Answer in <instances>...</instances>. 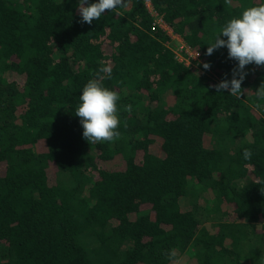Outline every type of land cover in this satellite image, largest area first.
I'll return each mask as SVG.
<instances>
[{"label": "trees", "instance_id": "trees-1", "mask_svg": "<svg viewBox=\"0 0 264 264\" xmlns=\"http://www.w3.org/2000/svg\"><path fill=\"white\" fill-rule=\"evenodd\" d=\"M150 2L198 68L144 0L91 24L76 0H0V264H264V64L235 99L211 87L235 61L204 54L259 0ZM91 78L119 96L113 142L88 144L72 114Z\"/></svg>", "mask_w": 264, "mask_h": 264}, {"label": "clouds", "instance_id": "clouds-1", "mask_svg": "<svg viewBox=\"0 0 264 264\" xmlns=\"http://www.w3.org/2000/svg\"><path fill=\"white\" fill-rule=\"evenodd\" d=\"M121 5L122 0H76L79 22L91 24L105 10L111 11ZM221 47L226 48L227 58L235 61V68L231 70V78L221 79L211 87L217 93L226 90L228 95L240 99L241 83L246 75L245 66L264 64V0H259V3L244 8L238 16L226 20L213 35L204 54L211 55ZM200 67L208 69L209 64L205 62ZM98 72L104 74V79L111 78V69L107 66L99 67ZM253 95L255 106L264 109V82L253 91ZM118 100L117 92L103 86L96 78L88 79L81 87L72 114L78 118L81 136L88 144L113 142L119 138ZM123 107L125 111H131L132 106ZM251 155L248 149L242 150L244 160L250 159Z\"/></svg>", "mask_w": 264, "mask_h": 264}, {"label": "built area", "instance_id": "built-area-1", "mask_svg": "<svg viewBox=\"0 0 264 264\" xmlns=\"http://www.w3.org/2000/svg\"><path fill=\"white\" fill-rule=\"evenodd\" d=\"M144 3L149 15L153 18V24L160 27L168 37L166 45L173 53L174 58L188 68H198L201 63L198 51L190 47L178 33L164 22L162 15L153 9L150 0H144Z\"/></svg>", "mask_w": 264, "mask_h": 264}]
</instances>
